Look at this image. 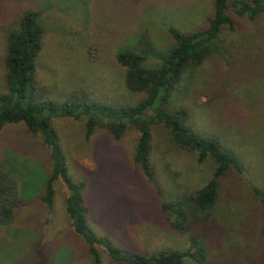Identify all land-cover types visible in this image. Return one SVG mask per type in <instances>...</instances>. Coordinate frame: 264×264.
Returning a JSON list of instances; mask_svg holds the SVG:
<instances>
[{"label": "rangeland", "instance_id": "obj_1", "mask_svg": "<svg viewBox=\"0 0 264 264\" xmlns=\"http://www.w3.org/2000/svg\"><path fill=\"white\" fill-rule=\"evenodd\" d=\"M27 10L42 15L35 79L44 97L60 102L82 93L105 104L133 106L143 95L127 91L126 69L116 55L134 51L145 57L144 70L159 69L174 45L169 29L187 34L204 28L213 0H0L1 92L5 37ZM228 13L235 30L222 29L203 47L202 64L184 69L168 99L169 110L187 112L186 125L194 133L216 138L243 165L242 177L231 172L221 180L212 212L222 227L216 246L222 253L246 245L245 220L257 206L250 183L264 191V17L249 21L231 8ZM52 127L69 175L85 184L87 225L96 236L142 255L187 249L186 237L169 227L161 206L181 202L207 184L215 169L210 158L198 162L196 153L180 149L165 139L160 126L153 127V179L148 181L133 161L136 127H128L119 141L105 127L85 139L84 119L58 118ZM51 170L50 148L40 135L29 134L23 123L0 130V171L15 182L21 203L12 223L0 226V264H92L89 246L71 226L61 181L54 182L52 206L41 202ZM96 249L101 264H128ZM261 259L264 249L256 264Z\"/></svg>", "mask_w": 264, "mask_h": 264}, {"label": "trees", "instance_id": "obj_2", "mask_svg": "<svg viewBox=\"0 0 264 264\" xmlns=\"http://www.w3.org/2000/svg\"><path fill=\"white\" fill-rule=\"evenodd\" d=\"M238 18L254 21L264 17V0H213V12L206 26L183 34L169 29L174 45L162 59L157 70H144L143 55L134 51H122L115 57L117 64L126 69L125 85L131 94L143 97L133 106H113L95 101L82 93H71L63 100L44 97L36 85V59L42 49L44 28L40 11H25L16 21V29L6 34L5 91H0V130L6 125L23 123L26 131L40 135L44 145L50 148L52 170L46 181L41 202L50 208L54 197V182L59 180L68 191L65 199L66 212L74 232L89 246L92 264H101L96 247L105 250L116 262L128 264H256L264 249V191L250 183L251 197L257 204L245 220L243 248H234L231 253L216 249L222 227L212 216L220 197V182L231 172L243 175V165L237 156L224 149L216 138L202 137L187 125V112L183 109H168V99L174 84L188 66L198 67L203 62V47L215 40L222 29L234 31L235 20L229 9ZM145 41V40H144ZM144 45L149 46V42ZM151 49V48H150ZM69 118L85 120V139L94 130L105 127L112 138L119 141L128 127L134 126L140 133L136 142L133 161L140 167L148 181L153 179L150 164L151 131L159 127L165 139L185 152L197 154L198 162L210 158L215 169L212 178L201 189L180 201L163 203L161 209L169 227L187 239L185 251L168 249L158 254L142 255L122 251L106 237H98L88 227L83 192L85 184L75 182L68 173L66 158L59 139L52 127L54 119ZM183 201L187 207L183 206ZM21 207L16 184L0 171V226L12 223L15 210ZM263 218V219H262ZM234 250V251H233ZM233 251V252H232ZM40 257V252L38 251ZM261 259L259 264H263ZM39 264H50L42 261Z\"/></svg>", "mask_w": 264, "mask_h": 264}]
</instances>
